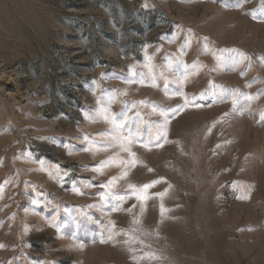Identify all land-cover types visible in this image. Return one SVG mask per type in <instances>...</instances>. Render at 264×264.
Here are the masks:
<instances>
[{"label": "rangeland", "instance_id": "rangeland-1", "mask_svg": "<svg viewBox=\"0 0 264 264\" xmlns=\"http://www.w3.org/2000/svg\"><path fill=\"white\" fill-rule=\"evenodd\" d=\"M260 3L0 0V264H264ZM185 97L168 113L171 142L133 146L142 163L116 182L123 192L162 178L149 191L167 194L143 213L134 198L111 211L99 185L122 166L94 169L127 154L92 147L111 127L98 110L159 122Z\"/></svg>", "mask_w": 264, "mask_h": 264}, {"label": "snow or ice", "instance_id": "snow-or-ice-1", "mask_svg": "<svg viewBox=\"0 0 264 264\" xmlns=\"http://www.w3.org/2000/svg\"><path fill=\"white\" fill-rule=\"evenodd\" d=\"M242 0H236V7L241 6ZM261 8V16L264 17V0H261L260 3ZM252 17L256 19V13H251ZM190 41H186V46H190ZM221 52H228V53H235V49H224L221 50ZM150 59V58H149ZM219 64L223 65H230L233 63H237L238 61L235 60L234 56H224L221 55L219 57H216ZM187 77L185 76V79ZM156 77H152V87H156ZM131 82V81H129ZM140 83H144L143 80L139 81ZM169 81L165 79L164 84V91L166 95H169ZM171 83L174 84H180L181 81L179 78L174 79L171 81ZM172 95H181L183 96V93L179 91L177 88L176 90L171 92ZM201 99H203V94L201 95ZM221 100H223V97H220ZM112 102V98L110 97L108 101H101L97 100L98 104H110ZM140 103H144L141 101ZM190 103H193L192 101H189L186 97L184 98V104L182 106L178 105L177 109H165L163 107L159 108L158 115L161 118L159 122L155 121H141L139 123L133 124L131 123V118L126 115V113H117L112 114L107 107H101L98 110V115H102L105 122L110 124L111 127L108 131L101 133L100 135L103 137L102 140L95 142L92 147L94 148H105L108 147H119L120 151L127 154V159L119 157V154H117V158L110 159L109 161H102L100 167L95 168V171H101V168L107 167L111 163L118 164L121 167V176L120 177H113L108 181L107 184H100L99 187L104 189L101 193H99L100 201L103 203L106 207H109L111 211L116 212L120 211L122 209V205L125 204L129 199L134 198L138 206L140 208V212L143 213L147 202L153 198H159L163 199V197L167 194V189H165L162 192H150L149 190L154 188L156 184L162 182V178L159 180H153L149 183H145L142 185H136L133 183H129L127 185V188L123 192L116 191V182L118 179H122L124 177H127L128 172L131 168H135L137 164L142 163L139 160V157L137 156V153L133 150V146L138 145L141 148H144L146 150H151L152 146L155 147H162V144H160V141L163 139L166 142L167 141V126L169 123L168 119V113L169 111L176 112L177 110H183L184 107H187ZM236 100L233 99V107L235 108ZM195 107H201L199 104H194ZM130 110V109H129ZM153 113L157 112V106H152ZM117 116H123V119H117ZM137 116H139V113H137ZM92 119H95L96 117H91ZM262 118H264V114H262ZM154 125V126H153ZM84 151H91V148H85ZM148 171H152V169H148ZM85 187H92L91 184H85ZM170 187V186H169ZM74 192H76L78 195L82 194L77 187H73L72 189ZM241 200L247 199V195H241L238 197ZM35 203V202H34ZM91 207V205L89 206ZM137 207V204H133L130 208H127L126 211L129 213L133 212V209ZM167 211V209L163 206L161 203L160 205V212L163 216L164 213ZM109 223L112 225L113 228H115L114 222L109 221ZM133 223L139 224L140 221L138 219H134ZM59 231V229H58ZM121 231H116L113 234L114 235H120ZM135 231V230H133ZM123 235L128 237V239H125L123 243L125 245L129 246V250L132 251L131 245L137 242L136 237L129 236L128 232H123ZM109 239H112V236H109ZM101 242L103 243L104 240L102 239ZM141 244H143V241H139ZM82 248L83 245H80ZM145 257L150 258L152 260L158 259L155 254L153 253H145V256L140 257V259H144ZM136 259V257H133Z\"/></svg>", "mask_w": 264, "mask_h": 264}]
</instances>
